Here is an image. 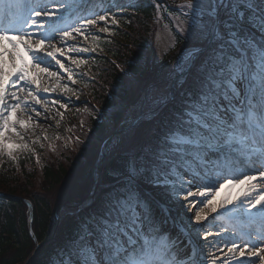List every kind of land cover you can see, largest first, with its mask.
<instances>
[{"label":"snow or ice","instance_id":"snow-or-ice-1","mask_svg":"<svg viewBox=\"0 0 264 264\" xmlns=\"http://www.w3.org/2000/svg\"><path fill=\"white\" fill-rule=\"evenodd\" d=\"M142 5L143 0H0V156L6 153L15 162V150L35 153L30 143L40 138L25 141L34 122L27 114L39 117L36 106L47 111L49 103H59L41 99L60 86V73L42 65L54 62L73 81L65 58L86 64L69 54L97 52L101 36L90 32L114 35L118 16ZM180 8L184 22L176 28L187 44L151 95L153 127L131 129L135 151L122 167L102 173L91 211L76 222L61 250L79 249L83 264H219L221 255L222 264H245L244 258L264 264V184H252L234 204L228 196L219 203L215 198L227 185L264 180V0H182ZM78 38L92 45L82 47ZM42 74L56 77L57 85L42 86ZM62 88L72 91L67 84ZM200 197L202 207L189 219L201 237L197 244L213 252L192 250L191 243L182 248L183 225L173 221L178 229L173 237L168 221L155 212L160 208L168 215L173 198L181 206L187 202L191 212ZM218 215L225 222L217 225L212 222Z\"/></svg>","mask_w":264,"mask_h":264},{"label":"rangeland","instance_id":"rangeland-1","mask_svg":"<svg viewBox=\"0 0 264 264\" xmlns=\"http://www.w3.org/2000/svg\"><path fill=\"white\" fill-rule=\"evenodd\" d=\"M161 1L163 4L171 7L174 10L171 11L169 15L161 14L158 17L157 23L153 25V29L151 31L152 34L150 35L151 41H149L148 50L144 51L145 62L142 64V66L146 70V68H148L149 65L153 63L155 66L165 65L163 74L162 76L158 75L153 79H146V77L137 78V75L130 74L127 69H125L126 72H122L127 78V83L132 86V98L123 106L121 105V102L117 100L115 101L116 108L119 109V107H121L122 110H124V115L117 125L111 124L109 113H107L102 105L98 103L99 100L96 99L95 90L97 88L96 86L100 83L92 73V67L98 65V56L108 57V54L104 51L100 42L99 48L95 53L69 54L74 57L80 55L81 58L87 61L86 64L75 66L65 58V66L72 70L74 82L69 81L67 73L63 72L62 69H59L54 62L51 65H42V67H49L51 72L60 73V86L56 87L55 92L41 95V99H47L48 101L58 100L59 103L56 105L49 103L47 111L44 110L42 105L36 106L37 111L41 113L39 117H36L35 114L31 113L30 111L28 112L27 115H31L34 122L27 130L25 141L30 143L31 140H36V138L39 137V142L34 144L30 143V147L34 148L35 151L36 149L39 150L40 156L39 161H37V159L34 157L33 163H28L24 169V174L29 176L30 179L27 180V177L22 174H20L21 177L19 176V178L23 180L22 183L28 184V186L32 188V191L38 192V190L41 188V178L45 164H62L64 168L75 167L76 172L74 173V177L69 180L71 184L70 187L65 189L64 186L60 190H53L49 192L53 206L56 208L58 215L54 220L55 223H59V221H61L63 218L69 216V214L75 209L78 202H81V199L85 193L80 196L77 195L78 197L74 198V200H72V198L69 196L73 193L82 192L79 190L77 185H79L78 182H83L86 179L84 177L86 168L92 170V178L94 179L95 176L100 174L101 169L107 163L108 159L116 157L119 153L129 154L130 151H135V143L130 134L133 127L142 132L153 127L151 114L148 112L151 95L160 87L163 80L166 78L167 69L169 66L175 63V61L172 63L165 61L164 55L172 48H175V54H178V52L180 53L181 50L185 49L186 47V45H181L179 50V47L177 46V33H179V31L176 28V25L178 22H184V16L182 15V12L185 10L180 8L182 0H174L175 2L172 3L171 0ZM99 26L102 27L103 24L101 23ZM114 27L115 26H113V28ZM96 34H99L101 39H104V37L109 38L107 34H100L95 29L90 32V35ZM78 40L80 41V46L82 47L92 45L91 40H89L87 43L83 42L82 38H78ZM72 43L74 42L69 41V44ZM136 49L138 50V48ZM42 75L44 77L41 80L42 86L57 85L56 77L49 78L46 74ZM64 84H67L68 87L72 89V91H64L62 88ZM101 85L106 88V93L108 95H112L114 89L109 86V80H107L106 83H101ZM96 103L101 107V109L98 113L94 114V116L99 122L107 124L106 126L108 127V133L102 140H100L99 143H95L97 151L93 153L90 159H86L84 156H82L81 150L85 147L86 143L92 144L94 141L91 137H89L92 132L94 133L93 127H90L89 114L91 113L92 107H94L93 105ZM63 105H67V108H64ZM117 131L119 132L117 133ZM10 135L13 137L14 142H19L18 138H16L13 133H10ZM77 137H79V140H77ZM30 153L32 152H29L28 150H15L13 152V154L16 156L21 154H27L28 156ZM1 159H3V156H0V160ZM90 163H93V168L88 166ZM15 170L19 173L23 172L22 168L20 167L15 168ZM223 182V179L216 181V187H218L219 184ZM245 184L246 183H234L232 185H227L225 188L220 190L219 195H216V201L219 203L224 199L225 196H228L229 200H231L233 204L238 199L242 200L243 197L249 192V190L245 188ZM192 190L195 191L194 188ZM213 195H215V192L209 193L207 195V199H212ZM182 198L183 195H180V200H182ZM189 199L192 200V198ZM199 199L204 198L200 197L197 200L192 201L196 207L193 208L191 212L187 211V202L181 206L180 202L173 198L168 202V204L177 208V215L188 225L192 226L195 221L190 220L189 218L193 216L195 210L198 207H202V205L198 203ZM231 206L232 205H229V207ZM219 211L223 210L218 209V212ZM212 223L217 225L220 224L217 223L216 220ZM205 226L211 227L208 222H205ZM211 230L213 232H217L219 231V228L212 227ZM224 238L227 239L228 237ZM199 239H201L200 236L198 240ZM209 241L212 244L216 243L213 241L212 237H209ZM201 247L207 248L209 252L215 251V248L211 247L210 245H201ZM244 259L245 264H249L248 260L246 258ZM222 261L223 256L221 255L219 264H222ZM252 264H259V261L253 258Z\"/></svg>","mask_w":264,"mask_h":264},{"label":"trees","instance_id":"trees-1","mask_svg":"<svg viewBox=\"0 0 264 264\" xmlns=\"http://www.w3.org/2000/svg\"><path fill=\"white\" fill-rule=\"evenodd\" d=\"M160 1L143 0L141 7L129 8L127 14L118 16L122 20V26L114 27L115 34L112 37L110 36V39L104 37L100 40L101 46L105 48L110 56L120 62L121 69H123V71L119 70L110 60L101 56L97 57L98 65L92 67V73L100 83L96 86V99L109 113L112 125H117L124 115V110L121 107L116 108L115 101L121 102L123 106L132 98V86L127 83V78L122 72H126L125 69H127L130 74L137 75V78L146 77V79H153L163 74L165 65L155 66L153 63L149 65L152 68L150 71L146 67L145 70L142 66L145 62L144 51L148 50L153 21L157 12L152 5L157 2L161 3ZM122 2L134 3L135 0H122ZM127 21H131V23ZM108 40L111 42H107ZM171 57L172 54L166 55L165 61L171 60ZM107 80L110 81L109 86L114 89L112 95H108L106 88L101 85V83H106ZM106 125V123L92 121L94 133L92 132L89 137L94 141L92 144L86 143L81 150L82 156L86 159H90L93 153L97 151L95 143H99L107 135L108 127ZM125 158L126 156L117 155V158L103 166L98 175L99 178L102 177V173L110 175L112 168L122 167ZM25 163L26 160L23 158H19L15 162L10 159L8 163L5 162L0 168V264H26V262L29 264H47V259L55 260L60 254L69 255L61 250L73 234L74 226L79 220L73 214H69L61 220L55 236L51 238L56 208L53 206L49 192L60 190L64 186L65 189L70 187L69 180L74 177L75 167L64 168L62 164H45L41 178V188L36 192L32 191L28 184L22 183L23 180L19 178L22 174L27 177V180L30 179L29 176L24 174ZM88 166L93 168V163L88 164ZM17 167H22L23 172L16 171L15 168ZM84 177L86 179L83 182H78L79 185H77L82 192L71 194L69 197L72 200L83 195V193L85 194L82 199L90 194L94 185L92 170L86 168ZM25 199L33 204L32 228L36 240L29 232ZM89 211H91L90 208L85 212H81V216L87 215ZM37 245H39L38 249ZM36 250L37 253L35 254Z\"/></svg>","mask_w":264,"mask_h":264}]
</instances>
